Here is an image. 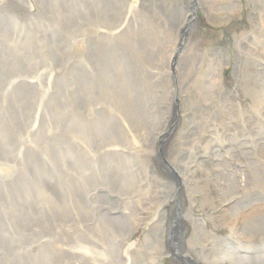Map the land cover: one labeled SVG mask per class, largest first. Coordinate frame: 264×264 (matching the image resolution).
I'll list each match as a JSON object with an SVG mask.
<instances>
[{
	"label": "rangeland",
	"instance_id": "1",
	"mask_svg": "<svg viewBox=\"0 0 264 264\" xmlns=\"http://www.w3.org/2000/svg\"><path fill=\"white\" fill-rule=\"evenodd\" d=\"M13 1L7 5L0 2V22L5 24H0L3 28L0 38V264H135V253L123 244V238L130 227L129 221H140V215H133L130 205L136 196L131 192L137 191L117 187L109 171L114 169L115 162L148 191L161 186L154 183V172H151L153 165L159 166V139L153 144L146 137L147 129L135 118L129 104L139 101L154 116L151 127L155 128L151 132L160 129L157 130L162 113L166 118L171 116H168L169 107L162 101L164 61L168 57L164 50L171 45V50L174 48L176 31L181 33V26L174 28L163 16L165 8L168 13L172 8L166 7L162 0H149V12L143 0H117V14L123 16L115 15L113 20L97 0L90 1L92 11L79 16L68 10L73 20L63 14L65 10L59 0ZM241 1L240 12L230 16L224 25L209 22L203 7L198 5L193 19V39H201L209 47L222 46L233 61L235 35L253 31L252 20H259L253 5L247 0ZM72 2L78 4L79 0ZM189 2L182 0L180 6L188 11ZM261 32L263 29L259 28L252 33L251 40L260 48L256 59L262 58L264 64ZM21 42L31 47L21 52L24 59L18 60L12 55V46ZM202 55L193 54L182 65L192 78L204 74L209 65ZM117 60L124 64L121 70L127 72L126 78L133 82L134 88L126 80L118 79L115 73L119 74L120 70L110 71L104 64ZM224 79L235 93L232 104L228 101L220 112L221 117L229 116V119L225 134L219 136L218 147L213 145L210 152L203 146L192 148L191 139L196 140L192 135L193 119L181 124L192 136L184 153L195 149L190 160V179L195 185L193 197L199 204L206 197L211 199L204 210L195 209L205 219L208 229H215L220 235L223 244L210 245L211 250L205 255L218 264H239L233 254L264 255V244L261 240L250 245L239 241L236 244L231 227L225 226L230 219L226 217V210L231 212L232 219L240 213L223 192L227 175L232 172L237 175L238 171L242 185L250 184V171L230 121L233 122L231 118L238 109L252 106V101L245 94L244 84L240 86L235 80L233 68L225 70ZM80 84L89 90L86 96L80 97ZM250 85L258 86L254 81ZM121 88L127 91L122 92ZM258 88L264 114V83ZM189 90L184 87V93L179 96L180 108ZM23 102L28 104L27 108L20 105ZM172 117L166 123L168 127ZM244 128L241 142L245 140L247 144L254 140L256 143L250 144V148L259 151L256 155L261 154L264 136L256 135L250 126ZM139 136L145 137L144 141ZM256 145L258 149H254ZM218 148L221 157L216 153ZM260 158H264L263 153ZM183 200L186 209L185 193ZM37 204L46 211L43 217L36 210ZM172 205L173 200L164 204L168 212L166 220H161L163 229L169 227ZM24 206L31 208L30 218L26 217ZM71 213H81L86 218L84 225L70 222ZM141 215L146 214L141 212ZM106 216L120 220V234L106 238L114 230L101 235L94 232ZM233 224L241 226V220L234 219ZM149 227L142 223L130 243L142 239ZM90 242L96 244L97 252L92 247L91 250L80 248L89 246ZM224 243H228L230 250L223 247ZM149 250L144 244L138 248L143 257L141 263L157 261ZM162 259V264H187L176 255ZM207 262L204 260V264Z\"/></svg>",
	"mask_w": 264,
	"mask_h": 264
},
{
	"label": "bare ground",
	"instance_id": "2",
	"mask_svg": "<svg viewBox=\"0 0 264 264\" xmlns=\"http://www.w3.org/2000/svg\"><path fill=\"white\" fill-rule=\"evenodd\" d=\"M12 1L13 0H0V2L6 3V5L8 4L7 2ZM90 1L92 0H79L78 4H76L72 2V0H59V3L65 10V12L62 11L63 14L68 15L69 19L73 20V16H70L68 10H72L77 16L85 11L90 12L92 11ZM97 1H99L102 10L107 13L110 20H113L115 15L119 17L122 15V13L117 14L119 10L117 0ZM143 1H145L148 8L147 12H149V8L151 7H149V0ZM162 1L166 3V7L169 5L172 8L171 13L167 12V8H165V13H163V16L165 14L169 24H173L174 28H176L177 25L178 27L181 26V33L176 31L177 34L173 41L174 48L171 50V45L167 46L164 50V52L167 50L166 55L168 53V57L166 59L167 61H164V66H166V68L163 70L165 83L162 89V101L165 103V106L169 107L168 116L173 115V117L168 127L166 123L171 116L166 118L165 114L162 113L157 130L160 129L151 132V130L155 128L151 127L155 120L154 116H151L149 111H146L144 106L140 105L139 101H135L134 104H129L135 118L143 124L144 129H147V131L143 130L140 126L142 130L146 131V134H148L146 137H148L153 144L157 143L159 139V166L153 165L151 172H154V183L161 186H154L153 192L148 191L143 185L141 186L139 181H135V178H130L125 169L123 170L122 167L116 165L114 162V169H112L111 172L109 171V177L116 186L118 185L117 187L122 188L124 191L131 192L130 190H132V188L134 192L137 191V193L131 192L132 195L136 196L132 198L130 205L132 206L133 215L136 213L140 215V221H129L130 227L126 229V236L123 238L124 242H122L123 244H127L128 249H132V252L135 253V264H144L140 262L143 257H141L138 252V248H140L142 244L148 245L150 248L149 251L155 254V259L157 260L155 264H162V257L170 254L176 255L182 260L184 259V262L187 264H204V260L208 261L207 264H218L215 260L211 261L205 255L206 252L211 250L209 248L210 245L218 246L223 244L221 243L220 235L216 233L215 229H208L205 219L198 215L195 209L201 207L200 209L204 210L207 207L206 205L211 203V199L206 197L199 204L193 197L195 185L190 179V160L195 149H193V151L187 150L186 153H184L185 149L190 144V137L192 136L189 134L190 130L185 129V126L181 123L187 124L189 120L193 119L191 121V124L194 125L192 135L197 141L191 139L193 140L192 148L203 146L210 152L213 145L217 146L220 139L219 136L225 134L229 119V116L221 117L220 112L227 107L228 101H230L229 104H232L231 99L234 97L235 93L234 90L227 87L224 79V72L226 69L233 68L235 80L239 85L240 83L244 84L245 94L252 101V106L244 107L240 110L238 109L237 114L231 111L234 116L231 118L233 122L230 121V125H232L230 128L234 129L233 134L243 149L245 158L244 163L247 164L250 171L248 175L250 184L249 186L242 185L238 171L237 175L234 174L235 172L227 175V187L223 192L227 195L228 200L234 204L232 207H238L240 213H238L237 217H233L232 219L231 212L226 210V217L230 219L226 221L225 226H227V228L231 227V235L232 238L235 237L233 241H236V244L240 242V244L248 243L247 245H250L256 240H261L264 244V158H260L261 154H264V147L262 148L261 154L256 155L255 152L257 153L259 151H253V149L250 148V144L252 145L256 142L251 140V142H247L246 144L245 140L242 143L240 139V134L244 133L245 126L252 127V130L257 132L256 135L259 134L264 136L262 134L264 133V114L262 112L261 94L258 88L259 84L264 83V75L262 76V73H264V64L262 58L261 60L256 59V52L260 51V48L251 40V34L256 32L259 28L263 29L261 38L264 39V0H247L249 4L253 5V9L257 11L259 20H252L253 31L248 33L240 32L235 35L236 55L233 61H230L229 53L222 46L217 45L209 47L206 46L201 39H193V19L197 13V6L201 5L209 22L217 25H224L230 16L234 15L235 12H240L242 6L241 0H190L187 5L189 7L188 11L180 6L182 5V0ZM132 6L136 9L135 5L132 4ZM142 21L143 20H137L136 22L139 23ZM1 25L5 24L2 22ZM36 33H39V31H36ZM2 34L3 28L0 27V38ZM167 38L170 39L171 36ZM25 46L27 49L24 48ZM12 47V55L19 60L20 57L24 59L21 52H26L31 46L26 45V42H21ZM193 54H197V56L203 54L202 56L205 57V63L209 64L207 69L203 71L204 74L196 78L189 76L190 71L182 67L184 63H187V60L192 58ZM26 58L27 56H25V59ZM118 62V60L117 62L114 61V63L106 61L104 64H106L110 71L115 72L120 70L119 74L115 73L118 79L126 80L128 84L132 85L133 82L126 78L127 72L125 73L124 70H121L125 68L124 64ZM252 81L258 84L257 88L255 85H250ZM80 85V97L81 95L86 96L89 90L85 84ZM184 87L190 90L184 98V101H182L183 108H180L181 99L179 100V96L181 97L184 93ZM160 88H162V86H160ZM121 89L122 92L127 91L125 88ZM23 103L24 105L22 103H20V105L27 108L28 104L25 102ZM152 110L153 108H151V111ZM144 114L146 115L145 117L143 116ZM234 121L236 123H234ZM155 124H157V122ZM208 133H210L211 136H209ZM142 138L139 136V139L144 141ZM258 148L259 145H256L254 149ZM216 153L221 157V150L219 148ZM183 156L184 158H181ZM195 159H197V157H195ZM234 160L236 159L234 158ZM226 161L228 165H230V161L227 159ZM151 162L153 164V159H151ZM159 168H161V171ZM230 169H233L232 166H230ZM239 173L244 174L245 172L239 171ZM140 188H145L146 190ZM184 193L188 199V206L186 209L183 207ZM169 200H173L174 205H172L169 227L163 229L161 227V220H166L165 218L168 212L164 208V204L169 202ZM30 209L31 208L24 206L27 218H30ZM36 210L42 217L43 214H46V211L42 209L39 204L36 205ZM141 212L142 214L145 212L146 215L142 216ZM234 219H240L241 226L233 224ZM68 220L70 222L75 221L78 226L82 223L80 225L82 226L86 218L81 213H71ZM119 222L120 220L118 218H108L106 216L101 219V222L98 223L94 232L101 235L102 232L106 234L111 229L114 230V232L109 234L106 238L118 235L120 234L121 228ZM142 223L143 225H145V223L149 224L150 227L148 231L142 239L131 244L130 242L132 241L133 235L136 233L135 231L138 230ZM163 232L164 235H162ZM187 234L188 236L185 238ZM231 235L228 237V240ZM224 244L223 247L230 250L231 247L226 245L228 243ZM82 247L88 248L89 250H91L90 248L92 247L93 250L97 252L96 244H93V242H90L89 246L81 245L80 248ZM212 257L216 259L214 253ZM232 257H234L239 264H264V255L248 257L240 254H233Z\"/></svg>",
	"mask_w": 264,
	"mask_h": 264
}]
</instances>
